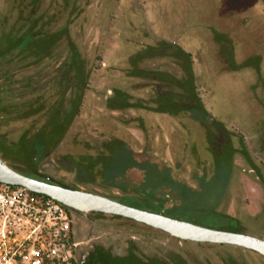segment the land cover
<instances>
[{
    "label": "flooded vegetation",
    "instance_id": "flooded-vegetation-1",
    "mask_svg": "<svg viewBox=\"0 0 264 264\" xmlns=\"http://www.w3.org/2000/svg\"><path fill=\"white\" fill-rule=\"evenodd\" d=\"M85 1L0 2V19L5 22L6 31L15 27L20 36H24L29 29L37 38L52 36L50 59L23 66V69H34L31 74H36L39 85L51 89V93L63 95L66 91V104L71 98V90H67V87L70 85L73 43L87 59L88 86L84 91L80 113L67 133L83 111L87 91L93 88L90 84L92 70L85 55L87 47L79 42L73 32L79 21L84 19L81 16L86 12L88 2ZM157 1L147 2L155 4ZM180 1L185 16L172 17L179 23L173 25L169 20V25L168 21L166 23L160 18L157 36L147 33L145 39L150 41L135 43L124 70L128 80L133 81L131 85H113L99 93L103 94L108 111L129 116L124 121L129 126L133 123V129L139 126L145 132L147 118L151 115L168 118L176 125L184 124V129L180 127L182 134L178 135V139L181 140L182 149L187 147L190 150L189 156L162 158L151 154L137 155L128 141L114 136L96 146V153L81 155H96L85 159L83 165H89L91 161L94 165L86 168L76 164L81 156H59L58 149L67 133L48 156L54 159L51 166L45 163L37 167L48 157L39 161L24 157L21 151L14 155L13 151L7 149L0 155L9 165V158L33 165L28 171L19 170L38 179L98 193L203 227L241 232L264 239V24L256 20V15L264 16L262 11L258 12L264 0H260L259 6L239 1L241 6L246 7L244 13L222 10L211 13L204 22L195 20V14L188 15L190 6L186 8L187 0ZM225 2L237 4V0H222L223 4ZM148 8L143 6L144 10ZM247 10L255 12L252 15ZM158 15L161 16L160 13ZM201 49L206 54L204 63L207 64L211 83L208 99L200 83ZM23 63L26 64L25 61ZM23 63L18 61L19 66ZM224 76L233 77L242 84V97L229 102L227 106L230 110L225 106L220 108V101L216 98L217 79ZM58 81L61 83L56 87ZM121 96L127 99V107L117 102L115 107L109 106V98L118 100ZM185 118L189 119V125H185ZM109 147L114 148L116 153L121 148L129 149L131 156L127 162L136 158L141 160L138 166L131 167L133 176L121 175L120 180L139 178L142 183L123 188L120 195L108 194L89 186H99L104 180H112L104 174L109 164L120 174L122 167L118 158L98 157ZM201 152L208 156H201ZM53 167L54 171L51 169ZM174 169L181 170L180 174ZM115 186L121 187L120 183ZM201 190L207 196L193 200L187 212L179 211L178 215L185 216L168 213L177 208L183 199L186 200L189 192ZM70 211L75 264H264L263 254L243 246L181 238L118 214Z\"/></svg>",
    "mask_w": 264,
    "mask_h": 264
},
{
    "label": "rangeland",
    "instance_id": "rangeland-1",
    "mask_svg": "<svg viewBox=\"0 0 264 264\" xmlns=\"http://www.w3.org/2000/svg\"><path fill=\"white\" fill-rule=\"evenodd\" d=\"M2 1L3 0H0V2ZM134 1L136 4H134ZM147 1L149 0L85 1L88 2V4H86L87 8L85 14L81 16V18L84 19L79 21L76 27H74L73 32L79 42L82 45L85 44L87 47L85 55L89 60V65L92 70L90 84L93 88L87 91L83 111L59 147V156L64 157L71 154V156L79 157L86 153H96V146L106 140H111L114 136L128 141L137 155L147 156L151 154L152 156H159L162 158L172 156L186 157L190 155V150L187 147L182 149L180 145L181 140L178 139V135L182 134L184 124H182L183 126L176 125L168 118L151 115L150 118H147V125L144 128L145 132H142L139 126H137V129H133L131 128L133 123L129 126V123L124 121L126 118H129V116L119 112L108 111L104 105L103 94L99 93L102 91L104 92L109 86L113 85L129 87L133 81L128 80L124 70L128 66L126 60L129 54L134 50L135 43L148 40L145 39L147 33L157 36L160 18L162 21L165 20L166 23L168 21L170 25L169 20H172V17L182 16L184 18L185 16V11L180 0H158L155 4H151ZM232 1L233 0H231V2ZM239 1L243 4L247 1L248 4L253 3L258 6L261 3L260 0H237V4L234 2H225L223 4L222 0H187V2H185L187 3L186 8L190 6L188 15L195 14V20L204 22L211 13H218L222 10L226 12L233 11L234 14L244 13L246 7L245 5L241 6ZM143 6H148L149 8L144 10ZM247 7H251V5ZM199 11H201V13ZM261 11L264 13V5L258 7V12ZM247 12L253 15L255 10H247ZM159 13L161 15L160 17L158 15ZM259 15H256V20L264 24L263 14ZM171 22L173 25L179 23L177 20H172ZM151 38L155 40L154 37ZM148 41H150V39ZM203 50L204 49H201L200 52L202 60L200 83L204 86L205 90L202 92L205 93V98L208 99V95L211 93V83L209 81L207 64L204 63L206 54ZM33 72L34 69L32 68L23 69L19 75L26 76ZM217 80L216 87L218 93L216 98H218V102L220 101L219 106L220 108L225 106L226 109L228 107L227 110H230L229 106H227L229 102H234L242 97V84L229 76H224ZM205 102L208 103V100H205ZM29 123L30 121H20L14 124L12 122L0 127V139L7 138L8 142L6 141V145L17 142L21 132L28 128ZM188 123L189 119L185 118V125H189ZM39 125L40 123H38V126ZM36 128L37 127L33 129ZM200 147H202V145ZM201 156L207 157L208 155L201 152ZM9 159V163L17 169L28 171L30 168H33V165L30 166L20 160ZM140 161L141 160H137V158L130 159L129 162L119 159V165L123 162L127 164L124 163V167L123 165L121 166L123 170H121L120 174L115 171L116 174L113 175V178L116 181L104 180L102 181L103 184L99 186H89L95 187L97 190L108 194L120 195L123 193V188H132V186L142 183L139 178H135L132 181L124 180L123 182L120 180L121 175L126 177L130 175L133 176L131 167L138 166V162ZM45 163H49L51 166L54 163V159L48 157L41 164H38L37 167H41ZM51 169L54 171V167ZM174 172L180 174L181 170L174 169ZM116 183H120L121 187H116ZM188 196L189 197L185 196L186 200L183 199L177 208L168 211V213L178 215L180 210L187 212L189 210V204H193L194 201H198L200 198H205L207 193H203L201 190L198 192H189ZM217 224H219V222H217Z\"/></svg>",
    "mask_w": 264,
    "mask_h": 264
},
{
    "label": "trees",
    "instance_id": "trees-1",
    "mask_svg": "<svg viewBox=\"0 0 264 264\" xmlns=\"http://www.w3.org/2000/svg\"><path fill=\"white\" fill-rule=\"evenodd\" d=\"M4 24L5 22L0 19V127L12 122L14 124L20 121H30V123L17 142L6 145L7 138L0 139V152L10 149L16 155L21 151L24 152V157L41 161L48 157L63 140L74 119L80 113L84 91L89 82V71L86 69L87 59L73 43L70 58V85L67 87V90H71V98L66 104V91L63 92V95L53 94L49 91L51 89L42 88L39 85L36 74L19 75L23 66L36 65L50 59L52 36L37 38L32 29H29L24 36H20L15 27L6 31ZM18 61H22V63L25 61L26 64L23 63L22 66H19ZM59 83L61 82L58 81L55 86H59ZM115 93H117L116 90ZM116 102L125 104L124 107L128 106L126 105L128 101L123 96L118 100L116 98L108 99L110 107H115ZM38 123H40L39 127ZM35 127L38 128L33 131ZM107 150L108 154L105 155ZM106 152L98 157L118 158V160L127 161V158L131 156L130 150L127 148H121L120 152L116 153L114 148L109 147ZM95 156H81L80 161L77 160L76 164L86 168L93 167L92 161L88 162L89 165H83V163L85 159L89 160ZM124 163L126 162H123L120 167L122 165L124 167ZM112 167L113 165L109 164L104 174L105 176L109 175V179L113 180L116 170ZM121 170L123 168H120V172ZM27 175L32 176L31 174ZM58 184L68 187L63 183ZM70 210L72 209L70 208ZM231 230L236 229L232 228Z\"/></svg>",
    "mask_w": 264,
    "mask_h": 264
},
{
    "label": "built area",
    "instance_id": "built-area-1",
    "mask_svg": "<svg viewBox=\"0 0 264 264\" xmlns=\"http://www.w3.org/2000/svg\"><path fill=\"white\" fill-rule=\"evenodd\" d=\"M0 264H75L70 208L0 182Z\"/></svg>",
    "mask_w": 264,
    "mask_h": 264
},
{
    "label": "water",
    "instance_id": "water-1",
    "mask_svg": "<svg viewBox=\"0 0 264 264\" xmlns=\"http://www.w3.org/2000/svg\"><path fill=\"white\" fill-rule=\"evenodd\" d=\"M0 182L21 185L46 195L79 212L101 211L133 218L168 231L172 235L197 241L229 243L253 249L264 255V239L254 235L214 229L193 224L160 213L143 210L107 196L42 180L10 166L0 155Z\"/></svg>",
    "mask_w": 264,
    "mask_h": 264
}]
</instances>
